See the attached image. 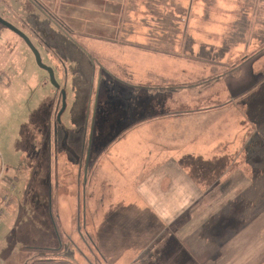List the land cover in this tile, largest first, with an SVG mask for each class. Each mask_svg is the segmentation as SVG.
Returning <instances> with one entry per match:
<instances>
[{
  "label": "rangeland",
  "instance_id": "374dc122",
  "mask_svg": "<svg viewBox=\"0 0 264 264\" xmlns=\"http://www.w3.org/2000/svg\"><path fill=\"white\" fill-rule=\"evenodd\" d=\"M66 12L0 0V17L30 39L57 84L24 37L0 23V264H111L110 225L99 217L110 152L142 115L221 110L229 122L213 128L237 136L213 134L216 157L241 146L243 134L251 147L229 153L228 170H186L196 180L188 202L196 237L180 234L194 258L186 264H264V0H126L121 35L106 42L85 30L99 15ZM245 65L259 77L237 88L231 77L249 76ZM115 251L120 264L132 256Z\"/></svg>",
  "mask_w": 264,
  "mask_h": 264
},
{
  "label": "crops",
  "instance_id": "0c3cea01",
  "mask_svg": "<svg viewBox=\"0 0 264 264\" xmlns=\"http://www.w3.org/2000/svg\"><path fill=\"white\" fill-rule=\"evenodd\" d=\"M125 1L33 0L40 8L47 6L60 13L61 10L68 11L69 13L66 12L68 15H65L67 18L74 19V16L76 18L75 13L79 10L88 11V14L96 13L99 15L95 18L97 22L86 21L88 25L85 30L89 35L86 36L105 42L116 41L121 35L119 26L123 22L119 17L121 10L125 7ZM83 21L84 18L80 22ZM245 66L241 74L249 68V76L244 79H241V76L238 79L231 77L230 82L232 85L236 84L237 88L245 86L243 80L252 81L259 77L255 78L254 73L257 69L254 65ZM148 83L151 82H144V84ZM154 84L156 83L149 87L156 88L154 95L162 94L159 90L162 86ZM225 86L224 95L228 97L230 94L233 98L229 89L231 86L228 83H225ZM220 99L221 96L216 97L217 102ZM159 103L162 104V102ZM210 112L204 111L195 115L188 113L165 115L162 112L161 116L156 117L142 115L141 122L134 125L130 134L124 135L125 140L123 139L122 144L108 155L106 165L108 176L104 183L108 190L109 201L99 217L106 216L107 223L110 225L108 234L104 232V236L108 237L106 246L110 252L105 254V258L110 260L111 264H120L119 256L115 253L117 246L122 249L127 248L132 255L126 264H150L154 261L159 264H186L194 259L189 256V248H187L189 239L184 240L180 237V234L184 232L191 233L192 241L196 237V228L188 207V202H195V199L191 197L196 194V180L193 179L194 176L190 177V173L186 170L212 169V166L217 164L224 170H228L230 166H233L232 159L228 162L231 157L229 153L237 154L251 147L244 145L246 136L243 134L244 140L241 146L232 145L223 156L217 158L216 155L221 147L211 143L213 134L220 133L226 142L229 134L233 137L237 134L231 130L228 132V129L213 128L218 125L223 127L224 123L229 122L230 116L226 110ZM190 121L191 126L188 124ZM246 135H250V132ZM201 136H206L205 140L197 141ZM136 137H138L137 140ZM181 137H184L183 141ZM127 138L131 141H126ZM226 149L227 147L224 150ZM101 172H104L102 168ZM101 183L97 180L99 187ZM94 184L96 180L93 181V186ZM199 186L202 187L201 182ZM181 216L185 218L183 225L187 228L181 227ZM102 223L103 221L98 219L95 224V233L101 245H103L100 238ZM114 234L118 235V243H115L113 239ZM204 242L206 244V240ZM37 264L72 263L61 259L49 262L40 260Z\"/></svg>",
  "mask_w": 264,
  "mask_h": 264
},
{
  "label": "water",
  "instance_id": "95a60500",
  "mask_svg": "<svg viewBox=\"0 0 264 264\" xmlns=\"http://www.w3.org/2000/svg\"><path fill=\"white\" fill-rule=\"evenodd\" d=\"M0 23L3 24L5 27H7L8 29L12 30L13 32H15L16 34H18L19 36H21L22 38L24 37V40H26V42L28 43V45L30 46V49L33 50L35 56H36V59H37V62L40 66H42L50 75V78H51V81H52V84L54 85H57L56 84V81H55V74H54V71L52 68L48 67V66H45L43 65V63L41 62L42 59H41V56L39 54V51L37 50V48H35V46L31 43L30 39L24 34L22 33L21 31H19L17 28H15L12 24H10V22H7L5 20H3L1 17H0ZM65 99V97H64ZM65 107V106H64Z\"/></svg>",
  "mask_w": 264,
  "mask_h": 264
},
{
  "label": "trees",
  "instance_id": "16d2710c",
  "mask_svg": "<svg viewBox=\"0 0 264 264\" xmlns=\"http://www.w3.org/2000/svg\"><path fill=\"white\" fill-rule=\"evenodd\" d=\"M43 8V7H42ZM193 44V42H191Z\"/></svg>",
  "mask_w": 264,
  "mask_h": 264
}]
</instances>
